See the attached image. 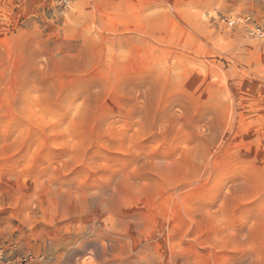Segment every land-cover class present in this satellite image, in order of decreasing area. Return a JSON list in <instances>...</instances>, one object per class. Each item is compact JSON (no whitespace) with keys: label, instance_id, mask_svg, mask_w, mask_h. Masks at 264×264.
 Returning a JSON list of instances; mask_svg holds the SVG:
<instances>
[{"label":"rangeland","instance_id":"374dc122","mask_svg":"<svg viewBox=\"0 0 264 264\" xmlns=\"http://www.w3.org/2000/svg\"><path fill=\"white\" fill-rule=\"evenodd\" d=\"M264 0H0V264H264Z\"/></svg>","mask_w":264,"mask_h":264},{"label":"built area","instance_id":"2783aa9c","mask_svg":"<svg viewBox=\"0 0 264 264\" xmlns=\"http://www.w3.org/2000/svg\"><path fill=\"white\" fill-rule=\"evenodd\" d=\"M60 5H67L68 0H53ZM220 24L228 29H238L249 37L264 36V23L259 24L251 15L221 17L218 19Z\"/></svg>","mask_w":264,"mask_h":264}]
</instances>
